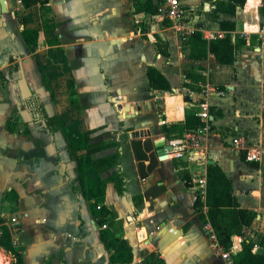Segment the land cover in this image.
<instances>
[{"label": "crops", "instance_id": "0c3cea01", "mask_svg": "<svg viewBox=\"0 0 264 264\" xmlns=\"http://www.w3.org/2000/svg\"><path fill=\"white\" fill-rule=\"evenodd\" d=\"M18 1L5 0L6 15L0 17V215L23 264H108L109 254L100 239L105 228L110 231L109 241L118 237L132 247V262L124 264H148L141 249L154 253L162 264H233L243 237H231L230 259L220 256L224 251L211 227L197 217V190L191 179L206 171L212 160L231 182L240 207L257 214L244 235L264 233V49L255 50L262 8L237 9L232 17L235 30L229 34L232 43L238 37L244 44L235 49L232 64L221 65L212 54L199 61L189 58L187 42L192 35L181 38L167 20L152 18L158 0H48L45 4L31 0L28 7L26 0ZM203 1L215 9V0H181L184 6L198 8ZM214 13L201 15V22L221 30L212 19ZM22 16L25 25L19 23ZM24 27L40 31L37 47L25 44ZM9 42L18 51L12 52ZM191 66L202 73L204 83L222 92L209 98L205 165L170 154L163 157L155 147L160 140L166 146L164 125L184 119L187 108L197 111L198 97L192 94L197 90L184 87ZM150 67L168 79L170 90L150 86ZM31 88L35 92L30 95ZM168 98L176 99L174 109L168 107ZM170 110L173 118L167 117ZM45 116L60 119L69 140L89 132L91 143L108 145L93 154L95 159L115 151L109 144H119V168L126 181L123 195L107 179L115 168L86 170L92 179L106 181L103 202L113 216L108 227H97L89 201L72 191L76 163L64 135L50 131ZM238 136L260 150L261 159L253 161L258 167L241 158L244 150L232 144ZM133 140L142 142L147 160H137ZM146 140L152 142L149 151ZM14 216L17 221L12 222ZM13 262V256L0 248V264Z\"/></svg>", "mask_w": 264, "mask_h": 264}, {"label": "trees", "instance_id": "16d2710c", "mask_svg": "<svg viewBox=\"0 0 264 264\" xmlns=\"http://www.w3.org/2000/svg\"><path fill=\"white\" fill-rule=\"evenodd\" d=\"M31 0H26L28 7ZM41 4H45L48 0H37ZM264 0H215V13L212 19L218 23L219 29L226 31L227 34L223 38H218L211 41H206L198 32L193 34L188 39L190 48L189 58L199 61L207 58L212 54L215 61L221 65L232 64L235 60V49L244 44L238 37L235 43L231 42L230 32L235 30V21L232 17L235 16L238 8L246 9L249 7H263ZM146 9L149 13L152 11L150 1H147ZM19 23L25 25L26 18H19ZM21 36L29 48L37 47L40 38L38 29L23 28ZM199 69V68H198ZM189 83H184V87L196 91L198 83H204L205 77L197 68L191 66L185 72ZM44 78V76H43ZM147 78L152 88L158 90H170L168 79L157 69L148 68ZM45 87H48L44 79ZM71 94H73L71 92ZM175 98H168V107L174 109L177 105ZM184 100L188 101V96H184ZM177 111V110H175ZM173 110L169 111L168 118H173ZM46 127L54 132L60 130L66 140V148L70 158L75 161V177L70 182L73 192L82 194L89 201L91 216L94 218L97 227H108L112 223V212L104 204V196L106 193V181L94 180L86 175V170L90 168L100 171L101 169L115 168L111 175V180L115 185L119 195L125 192L124 174L119 168L120 154L118 152L119 144L114 142L109 144L114 146L115 151L109 156L101 158H93V154L108 147L106 144L91 143L89 132L81 133L73 140L67 138V130L64 123L56 116H45ZM203 125V122L196 116V110L187 108L184 110V119L174 120L169 125H164L163 132L167 139L179 137L185 131L195 130ZM145 151L152 149V142L146 140L144 142ZM131 147L136 155L137 160H147L146 154L142 153V142L133 140ZM84 151V154H79ZM241 158L245 159L244 152L241 153ZM152 161V156L150 157ZM251 167H258L256 162H248ZM142 170L143 164L141 162ZM205 207L206 211L202 212ZM194 209L197 211V217L208 224L215 236L216 243L223 251H227L232 246L231 237L233 235L242 236L241 250L233 256V264H264V233L251 232L253 236H245L244 232L250 227L256 213L252 210L240 207L237 198L234 195L232 184L226 177L222 169L216 164H207L206 167V196L204 202L196 196ZM110 231L108 229L100 230V239L105 244V249L109 254L108 264H124L131 263L133 259L132 247L126 241H120V238L115 237L109 241ZM0 248L11 254L14 258L13 264H23L21 252L16 250L11 238L10 230L7 226L0 224ZM148 264H162L161 260L154 254H149Z\"/></svg>", "mask_w": 264, "mask_h": 264}, {"label": "built area", "instance_id": "2783aa9c", "mask_svg": "<svg viewBox=\"0 0 264 264\" xmlns=\"http://www.w3.org/2000/svg\"><path fill=\"white\" fill-rule=\"evenodd\" d=\"M18 2L20 3L21 1L19 0ZM198 7L199 6L197 5H190L188 7L184 6L181 0H158V5L156 7L155 14L152 15V18L160 22L167 20L170 23L172 29L181 38L186 39L196 32L201 33L202 37L207 41L224 37V31L206 28L200 19L201 15L203 16L204 14H209L214 6L208 1H203L201 7ZM256 34L259 44L255 50L259 53L264 49V2ZM240 35L246 38L247 33L242 32ZM221 93V91H218L217 88L209 82L200 84L199 89L192 94L198 97V100H196V104L194 106L197 108L196 116H198V118L203 122V125L196 128L195 130L187 131L179 137L168 139L166 146H164L163 149V157L170 154L176 157H183L188 162H194L203 165L207 164V139L211 125V119L209 118V98L213 94ZM161 124H164V120H161ZM232 144L236 148L244 150L245 159L247 162L259 161L261 159L260 150L253 145H249L245 138L241 136L234 137L232 139ZM167 147H170L171 151H168ZM191 181L196 186V196H198L200 200L204 202L206 196V171L193 177ZM11 221L15 222L17 221V218L14 216L11 218ZM6 222L7 221L5 220V217L0 215V224L6 226ZM103 227H105V225ZM231 248H233V244L230 249ZM227 251L222 253L224 258H228L229 256Z\"/></svg>", "mask_w": 264, "mask_h": 264}, {"label": "water", "instance_id": "95a60500", "mask_svg": "<svg viewBox=\"0 0 264 264\" xmlns=\"http://www.w3.org/2000/svg\"><path fill=\"white\" fill-rule=\"evenodd\" d=\"M6 11H7V7H6V2H5V0H0V17H1L2 14H4ZM214 12H215V9L213 8V9H212V13H214ZM23 89H24V90H23L24 93L26 94V93H27V90H26L25 86H23ZM164 146H165V141H164V140H160L158 143H155V147H156V149H157V152L160 153V154L163 153V152H161V151H162V149L164 148ZM167 149H168V151H171V148H170V147H167ZM212 163H213L212 160L209 161V164H212ZM64 166H65L64 164H61V167H60V170H59V173H60V174H63V173H64V170H63ZM156 181H157V180H156ZM122 201H123V203H124V205H125V207H126V209H127L128 214H132L133 210H132L131 206L129 205L126 196H123V197H122ZM92 225H93V228L96 229V225H95L94 221H92Z\"/></svg>", "mask_w": 264, "mask_h": 264}, {"label": "rangeland", "instance_id": "374dc122", "mask_svg": "<svg viewBox=\"0 0 264 264\" xmlns=\"http://www.w3.org/2000/svg\"><path fill=\"white\" fill-rule=\"evenodd\" d=\"M5 15H6V13H5ZM200 18H202V17H200ZM6 19H8V17H6ZM254 22H255V19H254ZM9 45V48H11V50H12V52H15V51H18V49H17V45H13V43H8ZM29 52V50L27 51V53ZM1 77L2 76H0V79H1ZM3 79H5V80H9V79H6V78H3ZM177 82H174V84H176ZM32 89L33 88H31V90H30V92H29V94L31 95L33 92H35V91H32ZM19 107L17 106V109H18ZM249 144V143H248ZM249 145H252V144H249ZM110 174V173H109ZM107 179H109L110 181H112L111 180V176L110 175H107ZM84 200V199H83ZM85 201V203H83V206H86L87 208H88V202L86 201V200H84ZM125 206V205H124ZM247 236H249V235H247ZM235 243H238V241H237V239H235ZM148 251H146V250H140L139 251V253L143 256V254H145V259L146 260H149V253H147ZM220 256L221 257H223L222 256V253L220 254ZM143 258V257H142ZM224 258V257H223ZM225 260H228V259H230V257H228V258H224Z\"/></svg>", "mask_w": 264, "mask_h": 264}]
</instances>
